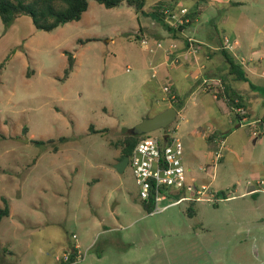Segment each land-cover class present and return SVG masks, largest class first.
Segmentation results:
<instances>
[{
  "label": "rangeland",
  "instance_id": "rangeland-1",
  "mask_svg": "<svg viewBox=\"0 0 264 264\" xmlns=\"http://www.w3.org/2000/svg\"><path fill=\"white\" fill-rule=\"evenodd\" d=\"M174 1L177 9L201 8L197 25L217 32L219 48L227 38L233 43L227 50L233 53L234 39L241 35L264 58L262 2L236 8L226 0ZM155 2L144 0V12H136L125 2L106 8L88 0L79 20L49 32L36 29L27 14L9 25L0 18V207L1 197L9 206V215L0 221V264H61L64 252L71 253L73 234L81 244V257L73 264H264V183L259 188L246 184L256 177L264 181V128L251 124L252 119L238 126L227 117L222 122L208 116L221 130H235L216 164V139L213 145L200 135L187 136L192 121L183 119V107L165 129L148 133L178 138L185 166L192 148L212 152L204 183L211 181L212 188L226 190L229 198L216 204L195 202L192 215L187 202L150 215L138 197L130 166L122 172L114 168L121 150L111 141L168 106L163 87L174 75L175 80L179 77L172 68L183 67L182 62L171 64L169 82L153 79V65L146 60L160 48L150 52L139 40L149 39L152 31L166 34L151 15ZM224 17L225 27L220 25ZM138 24L142 29H136ZM238 24L241 33L235 29ZM196 41L200 52L203 44ZM161 43L165 48L166 41ZM65 52L73 55L74 64L63 79ZM241 56L251 55L243 51L235 61L240 63ZM188 69L194 72L196 65ZM192 75L176 81L184 104L197 87ZM255 84H260L264 102V78ZM204 97L215 103L212 93L204 92ZM185 105L192 106L190 101ZM253 113L264 115V103ZM90 126L107 130L93 133ZM210 130L206 122L198 129ZM60 136L69 139L56 152V142L32 143ZM245 185L256 193L241 194ZM170 202L165 198L158 205Z\"/></svg>",
  "mask_w": 264,
  "mask_h": 264
},
{
  "label": "crops",
  "instance_id": "crops-1",
  "mask_svg": "<svg viewBox=\"0 0 264 264\" xmlns=\"http://www.w3.org/2000/svg\"><path fill=\"white\" fill-rule=\"evenodd\" d=\"M162 0H156V2L152 5V11L154 9V5ZM226 2H231L234 7L238 8L242 6L244 3H252L255 4L253 5L254 7H257L258 4L256 2H262L264 5V0H226ZM174 3H176L174 1ZM184 7V6H181ZM175 8H177V3L175 4ZM198 9V8H197ZM201 9V8H200ZM196 11V10H194ZM193 11V12H194ZM144 12V11H143ZM148 15V14H147ZM201 15V14H200ZM153 16V15H152ZM196 24L191 25L190 28L184 29L181 33L173 35L171 32H168L166 29V34H163L160 31H152V35L150 36L149 39L150 41H166L167 45L165 48H160V50H156L155 48L152 52L151 57H148L146 62L152 64L153 66L151 69L153 72L157 73L158 77L155 76L153 79L155 81H158L160 79H167L170 77V70L169 67H171V64L174 63H181V66L183 67H174L172 68V74L174 75L175 73L179 74V77L177 80H180L182 77H187L189 73L193 74L192 79L197 83V87L189 94V96L186 99L185 104L190 101L194 109L190 112L191 107L188 108L184 104V97H182L178 93V88L179 86L177 85L176 87V81L175 80V75L174 79H170V84L169 89L170 93L173 95L179 96L183 99V119L185 121L191 120L192 124L190 125L191 128L187 132V136L190 138H195L198 137L199 135L211 144H215V139L217 137L219 138L220 136L224 138V142L226 144V140L230 139L229 136L233 134V131L230 130V127H228L225 130H221L218 125H212L209 117L212 116V119L222 121L224 122V118L227 117L228 123H234L236 125H242L239 122V115L233 111V108L231 107L228 103V95L233 96V97H238L240 100L241 105L246 110V115L245 119H252L249 121L251 124H255L260 122V127L261 129L264 128V115H254V109L256 108V105H263V101L259 97L260 93L258 92V89L261 87L256 83V81H261L262 78H264V58L259 56L257 54V50H255V45L253 43H250L249 45L244 42L242 39L241 35H239V38H235V45L234 48L232 49L233 53H230L231 51L225 49L224 47L219 48V42L216 41L214 38V33L217 34V32L213 29H206L203 26H198V17L195 19ZM221 26H226V18L222 19L220 21ZM208 27V26H207ZM235 28V27H234ZM136 29H142V26L138 24ZM235 29H239L238 32L241 33L240 29V24L236 26ZM260 29V28H258ZM205 34V35H204ZM210 35V36H209ZM193 38L195 40H199L203 45L202 49L200 52H198L195 55H192L187 52V38ZM220 39V38H219ZM175 44L176 48H174L172 51V54L170 56L166 55V49L169 47V45ZM221 49H224L227 51L229 55L232 57L234 56H240L242 55L243 51H249L250 55L248 58L244 59V56H241L240 58V64L242 66V69L245 72L247 80H238L235 78L234 74L231 73L229 70L228 63H226V60L220 51ZM229 51V52H228ZM244 55V54H243ZM178 57V61L174 62V57ZM245 61V62H243ZM236 62V61H235ZM239 63V62H238ZM190 65H196V69L189 70L188 67ZM144 65V64H143ZM154 67H158V70L156 71ZM185 69V73L183 70ZM203 78H211V79H220L223 84L225 85V93L222 96H218L217 98H213L215 100V103L213 104H208V99L204 97V92H209L212 93V89L210 88H205L202 85V79ZM141 82H143V77L139 78ZM169 82V80H168ZM213 94V93H212ZM163 100H167L168 103L167 105H170V101L168 99V94L166 97L162 98ZM255 99V100H254ZM167 106V107H168ZM199 112V115H198ZM178 113V111H177ZM186 114H188L189 117H186ZM190 114V115H189ZM236 118V121L233 120ZM204 118V120H202ZM208 119V120H206ZM202 122H206L209 127H211L212 130H215L216 132H213L210 130L208 133L205 131L203 133H199L198 129L200 127V124ZM177 128V126H176ZM175 128V129H176ZM229 132L227 135H225V132ZM165 135V134H164ZM236 135L234 136L233 142L236 141ZM230 145L226 146V150H228ZM190 161L188 162V165L186 164V168L189 169V173L192 177L195 178L197 183H204V179L206 176V173L208 172L207 166H208V158L212 157V152L207 149L206 151L198 150L196 148L191 149L190 153ZM223 158V155L222 157ZM211 159V158H210ZM208 183H211L208 182ZM255 187H258L255 185ZM234 189H237L234 186ZM255 188L253 187L252 189H247L246 185L242 189L241 194H254L255 192H251ZM222 191L226 190L221 189ZM220 189L218 191H221ZM228 195V194H227ZM142 201V200H141ZM195 203V202H194ZM142 204V203H141ZM189 205V203H188ZM162 212V211H161ZM149 213V212H148ZM151 215V214H150ZM153 215V214H152ZM105 231V229H103ZM75 239V242L72 243V248L70 255L74 252V258L70 263H65L62 259L61 264H73L77 261L79 257H81V252H80V243L77 242V237L75 234L72 236ZM65 253V252H64ZM79 253V256L77 255Z\"/></svg>",
  "mask_w": 264,
  "mask_h": 264
},
{
  "label": "built area",
  "instance_id": "built-area-1",
  "mask_svg": "<svg viewBox=\"0 0 264 264\" xmlns=\"http://www.w3.org/2000/svg\"><path fill=\"white\" fill-rule=\"evenodd\" d=\"M188 9L181 7L179 9L165 8L163 13L165 14V21L170 25L183 24L189 21L186 17ZM142 47L150 52L155 48H162L163 44L161 41H151L147 37H142L139 40ZM199 42L193 38H187V52L195 55L199 51ZM227 38L224 39L223 45L225 49H231V45ZM176 48L175 44L169 45L165 50L166 55L170 56L172 50ZM178 61V57H174V62ZM129 67L127 68L128 71ZM156 73L153 72L152 76L155 77ZM202 85L212 89L214 97L217 98L219 91L224 95L225 85L220 79L203 78ZM163 90L168 92V99L173 100L174 95L170 93L169 86H164ZM233 110L239 115L240 124H244L246 110L241 105L238 97H235L232 102ZM257 126H261L260 122L256 123ZM259 134L261 131L257 130ZM255 133V132H253ZM167 141L160 140V137L149 136L148 133L145 137L140 139L132 150L130 157H128V165L130 166L135 184L138 190V197L142 201H147L152 198L154 206L149 214L159 213L165 210L167 207L177 205L181 202L190 201L193 202H210L217 203L224 200L222 196L218 194V190L212 188L211 183H197L195 178L190 175L189 169L186 168L183 162V146L180 140L176 137H171L166 134ZM161 138H164V134ZM217 148L213 155V163L216 164L221 157V149L225 144L223 137H217ZM247 181V185H263V179L256 177ZM252 190L255 192L257 189ZM180 192L179 197H174L173 193ZM169 198L172 202L159 206L158 203ZM229 198V197H228ZM226 198V199H228ZM65 263H70V255L67 253L63 254L61 258Z\"/></svg>",
  "mask_w": 264,
  "mask_h": 264
},
{
  "label": "trees",
  "instance_id": "trees-1",
  "mask_svg": "<svg viewBox=\"0 0 264 264\" xmlns=\"http://www.w3.org/2000/svg\"><path fill=\"white\" fill-rule=\"evenodd\" d=\"M99 4H102L106 8H113L119 6L121 3L125 2L128 6H131L135 9L136 12H143L144 0H94ZM174 0H162L157 2L154 5L151 15H153L168 32H171L173 35L181 33L186 27L190 26L195 19L201 14L202 10L200 8L196 11H188L186 17L189 18L187 23L170 25L165 21V14L163 10L165 8L173 9L175 7ZM88 8V0H0V18L5 25H9L14 18L20 14H27L31 17L34 27L42 31H52L56 27L65 24L67 22L79 20ZM187 42V41H186ZM228 63L229 70L234 74L235 78L238 80H247L244 70L240 63L235 62L234 58L227 53L226 50H220ZM67 55V66L64 69L63 79L67 78L69 73L72 71L74 64V57L71 53L65 52ZM226 88H224V91ZM218 96H222L221 91H219ZM235 97L228 95V103L232 105L233 99ZM177 107V111L183 106V99L179 96L174 95L172 100ZM93 133L105 132L104 130H95L91 126ZM146 134H131L129 132L125 133L121 139L116 141H111V144L114 147H120V157L121 160L124 156L130 157L133 148L137 142L145 137ZM69 138L66 136H60L57 139H47L45 141L34 139L32 143L40 144H50L57 143L52 146L54 152L58 150V146L63 142L67 141ZM160 140L167 141L166 138H159ZM218 194L224 199L228 198V192L219 191ZM180 192L173 193L174 197H179ZM3 206L0 207V221L2 218L9 215V206L8 201L5 197H1ZM194 202L190 201L187 212L189 215L194 214L193 209ZM143 208L150 212L154 206L152 198L147 201H142ZM73 249V248H72ZM75 253L73 252L70 255V261L73 260ZM65 264V263H62Z\"/></svg>",
  "mask_w": 264,
  "mask_h": 264
},
{
  "label": "water",
  "instance_id": "water-1",
  "mask_svg": "<svg viewBox=\"0 0 264 264\" xmlns=\"http://www.w3.org/2000/svg\"><path fill=\"white\" fill-rule=\"evenodd\" d=\"M176 117L177 109L173 106H168L152 117H144L140 122L130 128L128 132L131 134H147L158 129H165ZM164 138H166V135H164ZM127 164L128 156H124L114 165V168L118 172H122Z\"/></svg>",
  "mask_w": 264,
  "mask_h": 264
}]
</instances>
